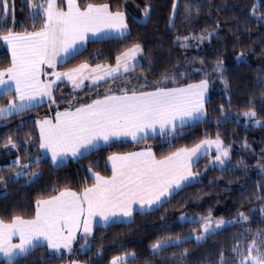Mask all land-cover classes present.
<instances>
[{
  "label": "snow or ice",
  "instance_id": "obj_1",
  "mask_svg": "<svg viewBox=\"0 0 264 264\" xmlns=\"http://www.w3.org/2000/svg\"><path fill=\"white\" fill-rule=\"evenodd\" d=\"M23 3L32 21L31 29L17 31L15 0L12 3L0 0V12L4 14L0 21V41L10 53L6 66H0V124L10 127L3 122L41 107L46 102L45 98L49 113L33 120V127L28 131L21 132L28 125V121L22 119L16 129L0 136V148L10 155L15 150L11 162L0 166V186L3 187L0 195L6 196L8 186L19 184L21 180L24 186L34 184L41 178L40 165L45 162L59 168L69 159L84 158L102 145H110L123 137H131L140 143L159 136L172 148L173 141L184 134L186 127L206 119L212 83L208 72L203 68L195 69L197 73L204 72V77L191 83L178 81V77L189 76L187 70L178 73L166 70L159 80L151 83L147 76H131L129 73L136 72L138 68L141 72L144 70L141 64L144 46L139 40L129 41L116 55L114 64H92L85 59L65 71L57 70L58 65L86 50L84 45L89 41L127 39L131 35V27L126 6L125 10L118 6L114 11L110 3L81 4L79 0H23ZM202 7L199 2L185 0L184 19L190 21L193 11L199 14ZM258 7H264V4L253 3L250 15L264 23V12H259ZM179 8V0H172L168 20L170 29L176 27ZM151 11L152 5L144 4L141 8L143 15L131 17V22L147 24ZM10 12L13 15L11 27L7 23ZM219 27L217 21L211 30L202 29L200 33L189 32L186 35L178 33L173 38L174 45L187 49L193 40L199 44L211 42L214 36H219ZM236 60L246 62L243 49L236 54ZM200 63L204 64L202 58ZM211 71L219 76L227 92L229 81L224 75V60L218 58ZM121 78L126 83L115 84ZM133 80L144 82L129 86ZM86 81L90 83L86 84ZM65 82L71 83L73 93L85 88L93 91L85 92L83 97L73 94L58 99L55 92ZM169 83L178 86L170 87ZM257 83L264 84V78ZM103 84L110 86L100 94ZM61 104L65 106L61 107ZM52 105H56L54 112ZM228 105L231 107L230 98ZM220 111L217 128L232 120V113L226 111L223 104ZM258 116L250 100L249 106L237 113L236 120L243 117L246 123L259 126L264 120ZM21 136L22 139L17 138ZM213 146L215 155L207 161L205 170L218 166L224 172L231 165V145H225L219 131L215 138L206 133L191 147L185 145L166 155L158 156L151 145L133 152H112L105 161V171L110 167V175L94 171L90 164L91 183L87 186L77 190L69 186L61 188L57 184L50 192H42L35 199L33 211L14 213L7 218L0 215V264H18L19 260L32 256L37 249H47L45 255L33 259V264H46L48 260L61 258L62 249L68 250L71 256L74 244L80 240L83 243L79 251H90L95 240V224L108 228L115 223H130L138 211L141 214L156 211L185 187L200 182L201 173L193 168L202 156L211 155ZM245 146H248L246 141ZM237 163L248 167L243 160ZM258 163L264 173V160ZM232 167L235 170V166ZM5 170L10 174L5 175ZM258 187L264 189V181H260ZM259 211L264 219V206ZM160 219L166 221L167 217L162 215ZM177 219L195 227L188 235H181L172 233L170 225L164 223L161 226L164 234L150 244L151 257L170 247L179 249L193 240L199 245L209 236L240 224L244 227L234 234L231 256L221 249L216 261L208 260L205 264H264V229L253 230L250 227L252 217L245 211L238 210L231 219L214 216L211 208L206 215L188 216L182 211ZM93 255L102 257L103 246ZM189 255L190 250L186 247L173 252L171 264H184ZM169 259H147L143 264H161V261L168 264ZM130 260H138L134 250L113 255L108 264H129ZM69 264L86 262L70 259Z\"/></svg>",
  "mask_w": 264,
  "mask_h": 264
},
{
  "label": "trees",
  "instance_id": "obj_2",
  "mask_svg": "<svg viewBox=\"0 0 264 264\" xmlns=\"http://www.w3.org/2000/svg\"><path fill=\"white\" fill-rule=\"evenodd\" d=\"M9 2L12 3V0ZM79 2L81 4L110 3L114 11L118 6L120 10H125L126 6L130 17L131 35L127 39L89 41L84 45L86 50L66 63L58 65V69L71 68L85 59H89L92 64H114L116 55L129 41L139 40L144 46V55L141 59L144 70L141 72L138 68L136 72L129 73V75L147 76L148 82L151 83L159 80L166 70L176 73L187 70L189 76L178 77V81L179 83H191L204 77V72L197 73L195 69H205L212 81L208 93L209 103L206 105L207 117L202 122L186 127L183 130L184 134L178 135L173 141L172 148H169L167 142L159 136L154 140L149 139L147 142L140 143L120 139L110 145L101 146L100 149L84 158L71 159L59 168L45 162L40 165L42 176L34 184L24 186V181L21 180L19 184L8 186L6 196L0 195V215L7 218L14 213L27 214L33 211L35 199L42 192H50L57 184L61 188L69 186L77 190L87 186L91 183V173L88 172L90 164L93 165L94 171L110 175V167L105 171V161L112 152H130L151 145L158 156L166 155L169 151H175L176 148L185 145L191 147L192 144L203 139L206 133L211 138H215L216 132L219 131L225 145H231V165L226 171L221 172L218 166L205 170L204 166L210 155L202 156L193 168L194 171L201 173L200 182H194L185 187L174 195L169 203L156 211L143 214L138 211L130 223H115L108 228L96 225L94 227L95 240L90 251L76 252L71 256L62 255L61 258L48 260L46 264H61L70 259H77L86 264H108L113 255L132 250L136 252L138 260L135 262L130 260L129 264H143L147 259L160 261L161 257H169L168 264H171V254L182 251L185 247L189 248L190 255L184 264H205L208 260L216 261L221 249L231 256V246L235 242L234 234L241 232L244 225L229 226L219 234L209 236L199 245L193 240L181 245L179 249L170 247L154 258L150 255V244L164 234L161 228L164 223L170 225L172 233L188 235L195 225L178 221L177 218L182 211L188 216L206 215L208 209L211 208L214 216L231 219L238 210H242L252 217L250 227L253 230L264 229V219L259 211V208L264 206V189L258 187V183L264 181V173L261 172L258 163L264 160V122L257 126L246 123L243 117L239 121L236 120L237 113L247 108L250 100L259 114L258 118L264 120V84L257 83L258 80L264 78V23H259L255 17L250 15L251 5L253 3L264 4V0H190L192 3L199 2L203 5L199 14L193 11L190 21L184 19L185 0H179L180 8L175 21V29H170L168 26L172 0H79ZM146 3L152 5L151 19L147 24L132 23L131 17L143 15L141 8ZM258 11L264 12V7H258ZM3 15L0 12V21L3 20ZM14 17L17 31H23L25 28L31 29L32 21L29 19L23 0H15ZM217 21L220 23L217 29L219 36H214L211 42L205 41L199 44V41L193 40L192 46L187 49L174 45L173 38L178 33L186 35L189 32L200 33L202 29L211 30L216 27ZM7 23L9 27L13 25L11 12ZM198 44L199 47H197ZM242 49L246 55V62L236 60V54ZM96 56L99 58L95 59ZM200 58L204 60L203 65L200 63ZM218 58L224 60L226 68L224 75L229 81L227 92L219 76L211 71ZM9 60L10 54L0 41V66H6ZM150 63L151 67H149ZM143 82V80H133L129 86ZM125 83L122 78L115 81L118 85ZM109 86V84L101 85L100 94H103L104 89ZM168 86L178 85L169 83ZM92 91L91 88H85L83 91L73 93L72 88L67 83H63L55 95L58 99L70 97L73 94L83 97L85 92ZM229 98L231 107L228 105ZM3 99L6 100L7 97ZM221 104L225 106L226 111L232 113V120L220 124L217 128L216 121L221 118ZM55 109L56 105H52L53 112ZM48 113L49 105L45 102L41 107L25 112L22 116L12 117L3 122L10 127H3L0 124V136L10 129H16L22 119L28 121V125L21 129V132L28 131L33 127V120L42 118ZM17 138L22 139V136ZM14 155L15 150L10 155L0 148V166L10 163ZM240 160H243L248 167L244 168L239 165L237 162ZM232 166H235V170ZM4 174L10 173L5 170ZM0 193H3L2 186H0ZM162 215L167 217L166 221L160 219ZM101 246H103V255L98 258L93 253ZM47 251V249H37L32 256L19 260L18 264H25V260L27 264H33L34 258L39 259ZM161 264H163L162 261Z\"/></svg>",
  "mask_w": 264,
  "mask_h": 264
},
{
  "label": "rangeland",
  "instance_id": "obj_3",
  "mask_svg": "<svg viewBox=\"0 0 264 264\" xmlns=\"http://www.w3.org/2000/svg\"><path fill=\"white\" fill-rule=\"evenodd\" d=\"M195 41H196V40H195ZM2 43H3V42H2ZM3 45H4L5 48L7 49V46H6L4 43H3ZM9 54H10V53H9ZM57 70L61 71L60 69H57ZM45 100H46V102H47V99H46V98H45ZM120 139H121V138H120ZM120 139H118V140H120ZM124 139H127V140H131V141H133L132 139H128V138H124ZM102 146H103V145H102ZM213 154L215 155V148H214V146H213V148H212V150H211V155H210L209 160L211 159V156H213ZM98 219H99V218H97V220H98ZM96 225H99V224H95L94 227H95ZM81 243H83L82 240H80V241H78V242H76V243L74 244V246H73V252H72L71 255L75 254L76 252L82 253V252L79 251V249H80V244H81ZM61 251H62L63 255L70 256L69 253H68V250H66V249H62ZM74 260H77V259H74ZM61 264H69V261H67V262H65V263H61Z\"/></svg>",
  "mask_w": 264,
  "mask_h": 264
},
{
  "label": "crops",
  "instance_id": "obj_4",
  "mask_svg": "<svg viewBox=\"0 0 264 264\" xmlns=\"http://www.w3.org/2000/svg\"><path fill=\"white\" fill-rule=\"evenodd\" d=\"M61 71H65V70H67V69H60ZM65 83H67L71 88H72V85H71V83L70 82H65ZM86 84L87 83H90L89 81H86L85 82ZM124 138H128V139H131V137H123V138H121V139H124ZM127 140V139H126ZM138 150H140V149H137V150H134V151H138ZM130 152H133V151H130ZM69 160H71V159H69Z\"/></svg>",
  "mask_w": 264,
  "mask_h": 264
}]
</instances>
